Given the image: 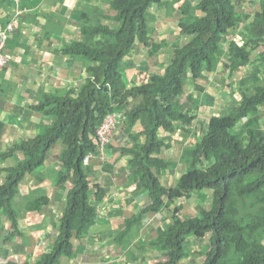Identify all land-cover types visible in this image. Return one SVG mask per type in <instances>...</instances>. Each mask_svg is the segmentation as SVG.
<instances>
[{
	"label": "trees",
	"instance_id": "trees-1",
	"mask_svg": "<svg viewBox=\"0 0 264 264\" xmlns=\"http://www.w3.org/2000/svg\"><path fill=\"white\" fill-rule=\"evenodd\" d=\"M94 1L88 0L80 12L82 39L62 49L90 61L88 75L77 90L60 89L45 95L37 108L50 118L48 124L36 126L33 137L0 151V173L4 176L0 183V240L9 239L1 235V217L17 232L22 215L40 212L49 204L46 194L31 196L24 205L15 198L24 183L42 181L51 172L50 177L64 190V184L71 183L58 234L47 251L21 264H59L60 257L73 255V240L81 238L85 228L94 223L92 199L98 203L104 195L99 185L90 183L83 158L97 153L91 137L104 117L120 111L125 118L119 126L123 125L128 141L119 151L128 158L133 180L137 188L146 190L149 202L126 220L114 242L129 252L125 243L147 213L162 209L170 213L166 228L158 232L157 248L165 260L149 263L128 253L130 263L179 264L196 253L186 248L188 238L203 239L210 234L208 248L199 251L204 254L202 264H264V127H244L241 123L264 113L263 52L254 61L256 68L240 80L241 97L233 99L237 104L232 111L208 116L201 137L183 147L179 162L186 168L176 185L161 181L163 172L176 166L166 153L170 143L164 136L178 129L185 138L198 134L197 114L188 103L199 108L213 101L204 83L209 74L215 72L219 84L225 85L237 71L246 72L252 51L264 46V0L256 2L252 13L239 11L243 4H252L247 0H171L178 34L170 60L162 65V72L152 73L129 88L121 85V77L124 70L134 68L128 58L134 43L143 44L149 55L168 46L165 39L159 44L153 41L151 23L157 19L153 10L170 0H99L106 9H96ZM4 2L0 0V5ZM222 68L227 69V78ZM188 80L196 95L191 92L187 102H182ZM161 130L166 135H161ZM54 145L62 148L52 156ZM206 190L211 191L209 209L200 206L195 214H183L184 202L174 209L181 198L187 200L193 192ZM10 233L13 239L17 235Z\"/></svg>",
	"mask_w": 264,
	"mask_h": 264
},
{
	"label": "crops",
	"instance_id": "crops-1",
	"mask_svg": "<svg viewBox=\"0 0 264 264\" xmlns=\"http://www.w3.org/2000/svg\"><path fill=\"white\" fill-rule=\"evenodd\" d=\"M257 1L247 0L248 3H252V7L256 6ZM88 4V0H5L0 5V27L4 28L9 23L14 26L5 46V52L10 59L0 75V123L2 125L0 151L28 137H33L36 134V126L48 124L49 117L44 115L43 109L37 108L45 95L55 94L62 88L67 90L74 87L77 90L80 81L88 75L86 69L90 61L62 51L64 46L71 44L72 41L82 39L80 12H84ZM93 4L96 9L107 8L106 4L99 0L94 1ZM154 10L153 13L157 19L151 23L152 37L157 31L154 27L156 22L165 18L174 19L170 16L171 5L162 4ZM164 39L166 40L162 38L156 41L153 37V41L157 44ZM165 48L159 49L157 53L150 56L147 48L136 41L128 55L134 63V68H128L122 72L121 85L129 88L134 82L144 81L152 73H159V70L162 72V65L164 66L168 59L170 60L171 52L168 53L169 58L163 64L155 62L154 65L160 68L159 70L152 69L147 59H151L152 56L153 59L160 57L161 51ZM210 75L217 74L210 73L207 80ZM207 80L204 82L205 85ZM118 132L117 130L116 134ZM161 135H166L163 130ZM117 139L121 138L117 137L115 140L111 138L105 145L103 160L93 156L86 165L90 183L99 185L104 190V195L98 203L92 199L96 208L94 223L85 228L81 238L73 240L75 247L73 255L60 257L59 264L130 263L128 253H131L132 242L129 240L132 237L125 243L129 252L125 247L117 246L114 240L124 230L126 220L148 204L149 197L146 190L137 188L132 169L128 166V158L121 154L120 147L116 145ZM123 139L125 143L126 140L128 141L127 136ZM183 139L184 133L179 129L164 136V141L170 143L166 153L176 162L175 170H178L182 164L179 158L183 147L190 143L182 146ZM175 144L177 147L182 146L181 150L169 154ZM61 148V145H54L51 150L52 156L59 154ZM52 156L48 160L49 164ZM3 165L2 163L1 166ZM185 168L186 165H182L183 171ZM169 170L173 171L172 168ZM50 173L42 181L24 183L21 186V192L15 198L18 204L24 205L31 196L38 197L39 194H46L50 199L47 206H44L40 212H27L22 215L17 222V232L11 229L9 220L1 217L4 224L1 235L9 236V239L0 240V264L34 261L49 249L57 236L59 219L65 207L66 193L71 183L67 181L64 184L66 187L64 190L56 184L55 177H50ZM181 174L176 176L171 186L176 185ZM3 179L4 176L0 173V183ZM169 218L167 209H162L158 213L149 212L133 229L132 235L136 236L139 242L143 239L150 240L148 239L150 236L157 244L158 232L166 228ZM10 230L17 234L14 239L11 238ZM190 239L195 241L197 238L190 237ZM134 254L136 256L135 251ZM155 255H162V253L157 251Z\"/></svg>",
	"mask_w": 264,
	"mask_h": 264
},
{
	"label": "rangeland",
	"instance_id": "rangeland-1",
	"mask_svg": "<svg viewBox=\"0 0 264 264\" xmlns=\"http://www.w3.org/2000/svg\"><path fill=\"white\" fill-rule=\"evenodd\" d=\"M168 4V6L172 5V1L165 2L163 3V5ZM177 6V4H176ZM243 8L240 7L239 11H245V12H254V8L251 5H242ZM254 7H256L255 5H253ZM170 16L173 17L174 13V7H172V10L170 11ZM175 23V19H171V18H165V19H160L158 22H156L154 24V27L157 29V31H155V33L153 34V37L156 41H159L162 38H166L167 41V47L165 48V50L161 51V55L158 58L153 59L152 57H150L151 59H147L148 60V64L150 65V67H152V69L155 70H159L160 68H156L155 62L157 61L158 63H164L166 61L167 58H169L168 53L171 52V46L174 44L175 42V36L178 34V29H176V25ZM241 38L240 34L237 35L236 39L239 41ZM263 52L264 55V46H260L258 47L257 50L252 51L250 58H251V65L245 67V70H247L246 72L244 70H239L236 73H234L232 75L231 78H227L228 76V71H226L227 69L222 68V75L225 76L227 78V82L225 85L219 84L217 77L218 75H210L209 80L206 81V85H207V92H209L210 94H212L213 96V101L212 102H206L205 104L200 105V107L198 108L197 105L194 102H189L188 105L194 109V113L197 114V118H196V122H197V126H196V131L198 134H196L193 137L190 138H185L184 137V141H181L183 145H185V143L188 142H194L198 137H201V132L202 131V126L205 125L206 121L205 119L210 116V115H223L226 114L230 111H232L233 106H235L237 103H235V101L233 99H237L241 97L240 94V80L242 78H244L249 72H252L255 68H256V64L254 63V61H256L257 59H260V55L259 53ZM151 56V55H150ZM149 58V57H148ZM146 61V58H145ZM222 64H219V69L221 68ZM5 69V68H4ZM4 72V70L2 71ZM160 72V70L158 71ZM191 81L188 80L187 84L185 85V91H184V95L181 99L182 102H187V100L185 99L186 96L192 91L194 95H196V92H194V89H189L191 88ZM232 83V84H230ZM233 85V87H232ZM65 89V88H62ZM232 89L235 91V93H232ZM60 90V89H58ZM196 111V112H195ZM242 125L245 126H254V127H259V128H263L264 127V113L259 114L258 119H243L242 120ZM120 131L121 134H119L121 136V139H117V143L116 145H118V147L124 146L127 143L124 142L125 139H123L124 137V131L123 130V125H120L112 134V139L115 140L118 135L116 134V131ZM181 142H176L181 143ZM182 146H176V144L174 145V147H172L170 150L172 152H170L169 154H174L175 152H178L181 150ZM181 155V153H180ZM100 160V159H99ZM182 165L185 166V164H180V167L178 170H175L176 166L172 167L173 171H171L173 174H171L170 170L168 169L167 171L164 172V174L161 176V181L163 182L164 180H166L165 182H163L166 185H172L173 181L175 180L176 176L181 174L183 169H182ZM185 171V170H184ZM183 171V172H184ZM211 191L210 190H206L203 191V193L200 192H193L192 196L190 198H188L187 200H185L184 198H181L179 201L176 202V204H174V209L177 207L178 208V203H183L182 204V209L184 210V213H191V214H195V212L197 211V209H199L200 206L205 207V209H209V204L211 202ZM173 209V208H171ZM170 214V213H169ZM168 215V213H167ZM132 238H130L129 242H132V248H131V255L133 256V253L135 251L136 256L139 260L141 261H148L149 263H153L155 262L157 259H162L165 260V257L162 255H155L157 254L158 248H157V244L154 243V240L151 239V237L149 236L148 239L150 240H146L143 239V241L139 242V240H137L136 236L132 235ZM145 238V237H144ZM209 238H210V234H208L205 238L203 239H196L195 241L188 238L186 240L187 242V246L186 248L190 251V253L196 251V253L192 254L190 257L186 258L185 260H182L179 264H202L203 262V258H204V254H201V252H199L200 250H205L208 248L209 246ZM144 242V243H143ZM108 258H110L108 256Z\"/></svg>",
	"mask_w": 264,
	"mask_h": 264
},
{
	"label": "built area",
	"instance_id": "built-area-1",
	"mask_svg": "<svg viewBox=\"0 0 264 264\" xmlns=\"http://www.w3.org/2000/svg\"><path fill=\"white\" fill-rule=\"evenodd\" d=\"M13 24L9 23L4 28L0 27V75L4 70L10 56L5 52L6 41L10 32L13 30ZM241 44V42H239ZM124 113L115 111L107 114L101 124L98 126L95 134L91 137L93 142L97 145L98 151L96 154L88 153L83 158V164L88 165L93 156H98L100 160L104 159L105 145L111 140L113 132L117 129L119 124L124 120Z\"/></svg>",
	"mask_w": 264,
	"mask_h": 264
}]
</instances>
